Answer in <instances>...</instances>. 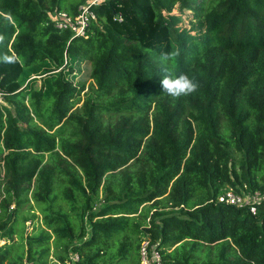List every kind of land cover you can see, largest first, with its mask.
Here are the masks:
<instances>
[{
  "label": "trees",
  "instance_id": "obj_1",
  "mask_svg": "<svg viewBox=\"0 0 264 264\" xmlns=\"http://www.w3.org/2000/svg\"><path fill=\"white\" fill-rule=\"evenodd\" d=\"M84 2L0 0V264H140L144 239L163 264H264V200L215 201L264 192V0H101L86 35L54 26ZM177 48L199 87L172 97Z\"/></svg>",
  "mask_w": 264,
  "mask_h": 264
},
{
  "label": "built area",
  "instance_id": "obj_2",
  "mask_svg": "<svg viewBox=\"0 0 264 264\" xmlns=\"http://www.w3.org/2000/svg\"><path fill=\"white\" fill-rule=\"evenodd\" d=\"M101 0H85L80 6L79 12L76 15H70L64 11H59L53 14L52 21L54 26L60 30H68L72 35L84 36L86 35L90 24L96 20V15L92 7L97 5ZM1 101V96H0ZM264 200V192L256 191L252 194L241 195L235 193L231 189L224 190L215 199L217 203L234 205L236 207H248L250 212L256 213V205ZM4 240H0L3 244ZM149 242L144 239L140 247V264H163L160 254L153 249L148 251ZM79 256L72 253L69 260L65 264H76ZM60 264V263H57Z\"/></svg>",
  "mask_w": 264,
  "mask_h": 264
},
{
  "label": "clouds",
  "instance_id": "obj_3",
  "mask_svg": "<svg viewBox=\"0 0 264 264\" xmlns=\"http://www.w3.org/2000/svg\"><path fill=\"white\" fill-rule=\"evenodd\" d=\"M3 39L4 38L0 36V43L3 42ZM179 55V48L169 52H162L160 55L161 70L164 73L163 78L160 80L162 92L172 97L191 94L197 91L199 87L198 82L193 78H189L187 74L180 73L179 75H174L169 71L167 63L179 57ZM4 61L6 63L15 62L14 58L8 55L4 57Z\"/></svg>",
  "mask_w": 264,
  "mask_h": 264
},
{
  "label": "rangeland",
  "instance_id": "obj_4",
  "mask_svg": "<svg viewBox=\"0 0 264 264\" xmlns=\"http://www.w3.org/2000/svg\"><path fill=\"white\" fill-rule=\"evenodd\" d=\"M174 13L178 14L179 12L174 10ZM190 14H191L190 11H185L184 14H182V17L184 18L183 25L185 27H189V23H188L189 16L188 15H190ZM44 69H49V66L44 68ZM40 71L41 70L36 71V72H30V74L25 78L22 86L27 87L28 90L29 89L38 90L40 88H45L46 83L48 82L47 79L49 78L50 74L45 75V73H41ZM79 79H80V77H79ZM78 81H80V80H78ZM82 81H84L87 85L90 82V79L87 78L86 80H82ZM80 104H81V102L78 105H80ZM30 202L32 203L30 205H32V208H33L34 212L36 213L37 218H35L36 221L33 224L30 223L29 221L26 223V232H32L33 229H35L36 227L39 228V227L43 226L40 212L34 206L33 202L32 201H30ZM27 206H29V205H27Z\"/></svg>",
  "mask_w": 264,
  "mask_h": 264
}]
</instances>
